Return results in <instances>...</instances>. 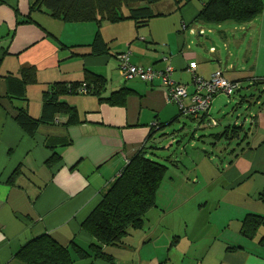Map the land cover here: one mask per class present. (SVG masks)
Returning <instances> with one entry per match:
<instances>
[{"label": "crops", "instance_id": "obj_1", "mask_svg": "<svg viewBox=\"0 0 264 264\" xmlns=\"http://www.w3.org/2000/svg\"><path fill=\"white\" fill-rule=\"evenodd\" d=\"M205 1L191 0L176 8L173 0H166L159 7L163 14L146 24L125 19L103 21L98 28L94 21L65 22L31 9L30 0H0V264H27L15 254L45 233L62 245L74 241L87 248L93 238L82 223L126 163L140 150L150 157L148 148H157L162 137L174 141L172 129L183 118L178 105L167 99L159 79L121 78L117 54L125 51H130L136 65L171 66V79L187 84L189 92L194 74L209 78L219 72L237 81L239 87L232 95L213 97L208 116L217 99L216 109L225 113L224 95L236 105L244 104L250 111L244 118L248 127L238 120L233 124L243 126L244 138L230 139L237 146L223 149L216 164L205 142L201 147L188 143L182 150L190 164L171 160L173 169L168 166L157 190L155 209L145 216L151 221L152 213L158 212L155 221L168 228L165 242L167 236L179 237L167 243L169 249L174 242L176 247L187 242L193 264H264V224L252 238L241 232L247 214L264 216V201L259 198L264 191V9L245 23L196 22ZM98 29L104 51L93 53L90 44ZM28 66L35 68V81L23 86L21 70ZM86 70L104 77L105 85L98 94L60 95L59 100L73 108L72 116L58 113L40 122L32 134L17 124V108L25 107L32 117L40 118L47 87L53 82L82 81ZM121 89L125 91L121 103L107 100ZM200 117L189 118L197 129L208 127L207 118ZM153 123L158 127L153 128ZM225 123L224 128L231 125ZM181 125L179 135L193 131L187 133V125ZM213 134L202 139L217 148L224 139ZM191 135L195 138V133ZM54 152L60 160L49 167L46 160ZM192 200L195 214L184 219L170 214ZM211 204L216 212L206 216L205 207ZM137 230L129 231L122 245L105 248L113 261L91 256L71 264H118V248H128L126 253L132 249L131 259L140 264L148 259L151 264H166L169 256L162 261L155 244L144 250L151 235L134 233ZM127 238L132 240L126 242ZM140 244L138 251L135 247Z\"/></svg>", "mask_w": 264, "mask_h": 264}, {"label": "trees", "instance_id": "obj_2", "mask_svg": "<svg viewBox=\"0 0 264 264\" xmlns=\"http://www.w3.org/2000/svg\"><path fill=\"white\" fill-rule=\"evenodd\" d=\"M164 1L166 0H33L30 8L46 10L51 17L65 22L94 21L99 28L103 21L115 23L125 19H132L136 25L146 24L151 18L163 14L159 7ZM189 1L191 0H173L176 8ZM123 8H127V13ZM262 9V0H206L195 21L216 24L224 21L245 23L258 16ZM90 45L93 53L104 51L99 29ZM20 76L23 86L35 81V68H23ZM6 78L9 79L10 76ZM82 84H85L86 93L77 91ZM104 85V77L89 70L85 71L82 81L53 82L43 93L42 116L34 118L25 107H20L17 108L15 121L25 132L32 134L40 122L50 121L58 113L73 115V108L60 101V95L98 94ZM124 93L121 89L107 100L113 104L121 103ZM179 115H183L180 110ZM202 117L205 116L200 118ZM68 120L71 121L72 118L69 117ZM152 127H158V124ZM243 130L242 125H227L221 133H214L212 136L225 141L233 138L243 139ZM59 160V154L54 152L46 160V164L52 167ZM167 169L166 164L146 156V151L140 150L126 163L104 191L99 203L83 221L82 228L93 238L87 248L74 241L67 246L62 245L45 233L26 242L15 256L27 264H71L74 259L91 256L113 261V257L105 248L122 245L129 231L143 228L146 212L155 206L156 193ZM259 198L264 201V191L260 193ZM262 224L264 216L249 213L241 221V232L244 236L252 238Z\"/></svg>", "mask_w": 264, "mask_h": 264}, {"label": "rangeland", "instance_id": "obj_3", "mask_svg": "<svg viewBox=\"0 0 264 264\" xmlns=\"http://www.w3.org/2000/svg\"><path fill=\"white\" fill-rule=\"evenodd\" d=\"M33 0H30V3H32ZM45 13L46 10H43ZM123 11L125 13H127V8H123ZM37 17V14L35 15V18ZM22 17L18 16V20H21ZM200 37V35H198ZM3 69V68H2ZM117 70V69H116ZM118 72V71H117ZM122 78V76H121ZM124 79V78H122ZM125 80V79H124ZM218 101L220 102L219 99L216 100V103L214 104V108H211L210 113H209V117L214 118L217 123L219 124L218 127L215 126H211L209 125L208 127L205 128H201V129H197V124L196 122L192 121L189 117H187L186 115H183L181 118V122L179 125L173 127L172 132L174 134V141L172 139H169V141L167 140L168 137H162L160 138L159 141H156V146L157 148L153 147V148H148V150L151 151V154H149V156L151 158H153L154 160H157L163 164H166L167 166L170 167V169H173V163L171 160H175L177 159V162L179 164H181L182 166L189 165V156H186L184 154V151L182 150L186 145H188V143H190L191 141H194L196 146L201 147L202 143H204V147L210 151H212L213 153V163H219V156L222 153V150L227 148V146H237L236 145V141H225V140H221L218 142V146L217 148H214L213 146L208 144V139L204 140L202 139V137H210L211 133H216V132H221L224 128V126L227 124L225 122H230L231 125L234 124V122L236 120H238L239 124L243 122L244 127L247 128L248 127V123L245 122L244 118L248 117L249 115V110L244 106V104L242 105H236V102L234 101V99L232 97H227V96H222V103L223 105V110H226L225 113H221V111H219V109H216V105L218 103ZM182 123H185L187 125V133L191 132L192 130V134L195 133V138H192L191 133L186 135V136H181L179 135L180 133V127H182ZM208 123V122H207ZM222 124V125H221ZM208 125V124H207ZM237 125V124H236ZM171 143L172 148L169 150H164L163 148H161L162 145L164 144H168ZM180 146V147H179ZM213 148V149H212ZM189 151V149H188ZM195 151V150H193ZM196 153V152H193ZM189 155V154H188ZM170 156V158H169ZM181 166V167H182ZM183 168V167H182ZM212 189H210L211 191ZM209 192V190H208ZM214 193L216 195H218L220 192L215 190ZM194 200H192L190 203H187L185 205H178L173 212H168L171 215H177L180 214L181 218H185L188 215L191 214H195V210L192 206ZM214 207H216V205L211 204V206L209 207H205V215L207 216L208 214H215L216 211H214ZM152 209H155L154 207H152ZM151 211H155V210H151ZM208 211V213L206 212ZM158 212H153L152 213V217H151V221H147V216H145V223L144 226L141 230H137L134 233H142V234H146L147 238L151 235V241L149 245H146L144 247L145 249H150L152 250L153 248V244H155V249L159 250L160 253L162 254V261L165 260L168 256H169V260L167 261L166 264H193L190 260V256H193L192 253V249L191 252L188 251L187 247H186V243L185 246L183 244H181L180 246H174L175 242H177L179 240V237H177V235H171L170 237L167 236V240L165 242V236L168 233V228L164 225V223L162 221H159V223H157L155 220V218H158ZM208 215V216H209ZM159 220V219H158ZM132 231V230H131ZM141 231V232H140ZM205 233H207V230H204ZM136 236V238H134L135 240L137 239V234H134ZM133 237V236H132ZM144 238V237H143ZM131 238H127L126 242L131 241ZM174 240L175 242L173 243V246L171 249H169V245L167 246V243H169V241ZM184 240L181 241V243H183ZM141 245H136V249L139 251V249L141 248ZM119 249V253H118V257H117V263L118 264H140L138 262V259H131V255H132V249L130 253H126L125 251H127L128 248H118ZM126 249V250H125ZM187 249V251H186ZM170 250V252H169ZM169 252V255H168ZM160 260V261H161ZM151 264V262L147 261V264Z\"/></svg>", "mask_w": 264, "mask_h": 264}, {"label": "built area", "instance_id": "obj_4", "mask_svg": "<svg viewBox=\"0 0 264 264\" xmlns=\"http://www.w3.org/2000/svg\"><path fill=\"white\" fill-rule=\"evenodd\" d=\"M130 57V51L121 52L117 55L118 70L125 80L138 78L146 82H152L154 79H159L161 85L166 89L167 99L176 103L183 115L191 117L204 115L207 118L208 125L217 124L214 118L208 116L213 97L218 93L230 96L239 87L237 81L228 80L219 72L213 73L209 78L194 74L191 81L193 91L189 92L187 84L178 83L171 79V66H166L163 69H157L153 66H140L133 64ZM189 69L194 72L193 63L190 64ZM77 91L86 93L85 84L78 87ZM153 125L156 126V123H153Z\"/></svg>", "mask_w": 264, "mask_h": 264}, {"label": "water", "instance_id": "obj_5", "mask_svg": "<svg viewBox=\"0 0 264 264\" xmlns=\"http://www.w3.org/2000/svg\"><path fill=\"white\" fill-rule=\"evenodd\" d=\"M199 35H202V34L199 32ZM211 44H212L213 46H215V44L213 43V41H211Z\"/></svg>", "mask_w": 264, "mask_h": 264}]
</instances>
